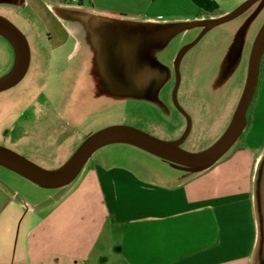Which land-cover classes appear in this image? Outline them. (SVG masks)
Wrapping results in <instances>:
<instances>
[{"label":"rangeland","instance_id":"1","mask_svg":"<svg viewBox=\"0 0 264 264\" xmlns=\"http://www.w3.org/2000/svg\"><path fill=\"white\" fill-rule=\"evenodd\" d=\"M216 1L222 10L240 12L206 32L198 24L191 28L173 21H134L125 37L113 35L102 43L93 32L71 33L55 16L47 25L34 7L0 0V15L25 34L31 49L25 77L0 92V149L55 170L66 165L90 136L114 125L142 129L191 152L212 147L238 109L252 50L264 26V0ZM77 40L81 47L69 56ZM134 40L139 44L127 57L126 48ZM15 52L0 32V79L14 69ZM141 52L147 71L136 66ZM257 90L250 111L259 91V106L264 107V57ZM112 152L138 155L171 178L189 169L130 143L106 145L91 158ZM11 175L17 177L14 187L29 194L55 191L0 165L1 182ZM259 180L260 175L255 191L262 233ZM253 264H264L262 243Z\"/></svg>","mask_w":264,"mask_h":264},{"label":"crops","instance_id":"2","mask_svg":"<svg viewBox=\"0 0 264 264\" xmlns=\"http://www.w3.org/2000/svg\"><path fill=\"white\" fill-rule=\"evenodd\" d=\"M13 1L34 7L47 25L55 16L71 33L93 32L102 43L125 37L134 21L198 24L206 32L240 9L222 10L216 0ZM80 47L77 40L69 56ZM259 101L260 91L242 139L226 155L184 175L171 178L138 155L112 152L90 158L72 182L46 194L15 188L12 175L0 181V264H253L264 162Z\"/></svg>","mask_w":264,"mask_h":264},{"label":"water","instance_id":"3","mask_svg":"<svg viewBox=\"0 0 264 264\" xmlns=\"http://www.w3.org/2000/svg\"><path fill=\"white\" fill-rule=\"evenodd\" d=\"M239 12L220 17L212 23V26L232 19ZM0 32L11 40L17 52L14 69L6 77L0 79V92H2L17 85L25 77L30 66L31 49L25 34L11 20L2 15H0ZM263 57L264 26L259 32L252 50L247 82L233 122L221 139L206 150L191 152L183 149L175 141L158 138L142 129L128 125H114L90 136L76 155L59 169H46L24 156L2 149H0V165L39 184L61 186L72 182L100 148L113 143H130L189 167L212 166L233 147L247 125L248 111L257 90ZM177 88L178 83L174 93L176 103H178ZM261 169L259 187L260 209L263 217L262 247L264 254V162Z\"/></svg>","mask_w":264,"mask_h":264},{"label":"flooded vegetation","instance_id":"4","mask_svg":"<svg viewBox=\"0 0 264 264\" xmlns=\"http://www.w3.org/2000/svg\"><path fill=\"white\" fill-rule=\"evenodd\" d=\"M136 44H139V41L138 40H134V42L133 43H131L127 48H126V56L128 57V54H131V52H133V49H134V47H135V45ZM142 52H141V54L139 55V58H138V60L136 61L137 63H136V66L139 68V70H140V68L142 69V71H147L148 70V67L144 64L143 66H142V64H141V62H143V60H142ZM142 60V61H141ZM128 61V60H127ZM128 72H130V71H128ZM130 74V73H129Z\"/></svg>","mask_w":264,"mask_h":264},{"label":"built area","instance_id":"5","mask_svg":"<svg viewBox=\"0 0 264 264\" xmlns=\"http://www.w3.org/2000/svg\"><path fill=\"white\" fill-rule=\"evenodd\" d=\"M81 0H68L69 4H77L79 3Z\"/></svg>","mask_w":264,"mask_h":264},{"label":"trees","instance_id":"6","mask_svg":"<svg viewBox=\"0 0 264 264\" xmlns=\"http://www.w3.org/2000/svg\"><path fill=\"white\" fill-rule=\"evenodd\" d=\"M261 175V174H260ZM263 240V233H261V237H260V243H262Z\"/></svg>","mask_w":264,"mask_h":264},{"label":"bare ground","instance_id":"7","mask_svg":"<svg viewBox=\"0 0 264 264\" xmlns=\"http://www.w3.org/2000/svg\"><path fill=\"white\" fill-rule=\"evenodd\" d=\"M138 59V58H137Z\"/></svg>","mask_w":264,"mask_h":264}]
</instances>
